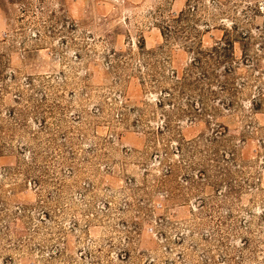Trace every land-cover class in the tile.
I'll return each mask as SVG.
<instances>
[{
	"label": "rangeland",
	"instance_id": "374dc122",
	"mask_svg": "<svg viewBox=\"0 0 264 264\" xmlns=\"http://www.w3.org/2000/svg\"><path fill=\"white\" fill-rule=\"evenodd\" d=\"M186 10L238 91L166 126L139 45L184 71ZM2 75L0 264H264V0H0Z\"/></svg>",
	"mask_w": 264,
	"mask_h": 264
},
{
	"label": "trees",
	"instance_id": "16d2710c",
	"mask_svg": "<svg viewBox=\"0 0 264 264\" xmlns=\"http://www.w3.org/2000/svg\"><path fill=\"white\" fill-rule=\"evenodd\" d=\"M187 12L189 10L172 18L173 23L166 24L162 29L164 37L178 39L191 49L193 55L184 71L180 73L169 68V61L161 58L162 48L160 51H149L144 44L139 45L143 58L137 67L144 75L143 83L159 90L156 105L162 110L166 126H171L173 121L192 120V117L204 114L215 116L221 109L211 102L222 100L223 96L238 91L234 78L230 77L235 70L233 64L230 65L232 54L228 50L231 43H217L208 49L203 48L200 42L196 45L193 39L198 28L190 23ZM118 55L122 56L119 64L125 62L129 65L136 58L131 52ZM223 105L230 109L236 106L233 101H225ZM12 112L15 114L14 110ZM214 139L217 141V138Z\"/></svg>",
	"mask_w": 264,
	"mask_h": 264
}]
</instances>
